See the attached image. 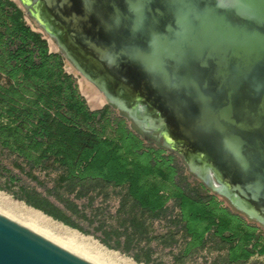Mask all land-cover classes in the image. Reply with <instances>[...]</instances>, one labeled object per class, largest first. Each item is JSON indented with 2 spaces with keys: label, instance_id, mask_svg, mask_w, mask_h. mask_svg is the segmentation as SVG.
Listing matches in <instances>:
<instances>
[{
  "label": "water",
  "instance_id": "obj_1",
  "mask_svg": "<svg viewBox=\"0 0 264 264\" xmlns=\"http://www.w3.org/2000/svg\"><path fill=\"white\" fill-rule=\"evenodd\" d=\"M19 2L145 139L264 226V0ZM0 264L96 263L0 212Z\"/></svg>",
  "mask_w": 264,
  "mask_h": 264
},
{
  "label": "trees",
  "instance_id": "obj_2",
  "mask_svg": "<svg viewBox=\"0 0 264 264\" xmlns=\"http://www.w3.org/2000/svg\"><path fill=\"white\" fill-rule=\"evenodd\" d=\"M66 61L14 0H0L1 189L83 233H100L106 246L139 263L166 264L155 257L154 242L179 248L173 264L203 253L216 254L213 264L264 257L263 225L225 205L197 177L193 183L183 160L146 140L127 114L111 104L91 109ZM4 157L45 193L19 184ZM99 198L105 205H96ZM164 220L167 231L156 233Z\"/></svg>",
  "mask_w": 264,
  "mask_h": 264
},
{
  "label": "rangeland",
  "instance_id": "obj_3",
  "mask_svg": "<svg viewBox=\"0 0 264 264\" xmlns=\"http://www.w3.org/2000/svg\"><path fill=\"white\" fill-rule=\"evenodd\" d=\"M18 5H21V3L19 2V0H14ZM26 20L28 22V24L36 31L38 32H42L44 34V36L49 40V36L45 33V31L39 26V24L26 13ZM50 45V42H49ZM50 50L52 52H60V49L58 48V46H54L51 47L50 45ZM71 67L69 62L66 61V71L73 74L78 82L79 88L81 93L83 94V96L87 99L86 95H85V87H84V91L81 88V83H80V78L81 75H79V73L77 72V70L75 68H73L72 70H69L68 68ZM96 88V87H95ZM97 90V89H96ZM98 91V90H97ZM105 97V96H104ZM106 99V98H105ZM88 101V99H87ZM88 104L90 106L91 109L96 110V109H100L103 108L105 105H108L109 103L107 102V100H105V102L101 105L98 104L96 106H92L89 101ZM118 112V111H117ZM11 157H4L2 160V163L4 166L9 167L12 169V174H15L18 177L19 180V184H25L29 187H37L40 191L45 193V188H42L40 186H38V184L34 181H31L29 178H27L24 174H22L21 172H19L17 169L12 168L11 165ZM181 165V163H180ZM188 174V173H187ZM190 177V180L193 183H198V179L195 178V176H191L190 174H188ZM0 185L1 186H5L6 185V176L3 175L2 173H0ZM48 186L51 187L52 186V182L48 183ZM3 199H7L10 203H12L13 205H21L23 207H25L26 209H29L31 211H40L43 214H45L43 211L38 210L30 205H28L26 202L17 199L12 193L3 190L0 188V212H10V209L8 208V206L6 205L5 201H3ZM54 199V198H53ZM221 200H224L225 198L221 197ZM81 206L87 205V200H79L77 201ZM102 199L99 198L96 202V205L98 206H103L105 204H102ZM224 204L227 206H230V203L225 199ZM118 208V201L117 200H113L111 202V211L113 213H115V211ZM3 211V212H2ZM87 212H90V209L87 208ZM5 214V213H3ZM9 214H11L12 219L22 223H26L25 217L22 216L19 213H15V212H10ZM7 215V214H5ZM49 220L50 223L55 227V230H53V232L55 233V235H60V236H75L77 238V241L79 243H83L85 246L84 249L86 251H88L90 254L92 255H97V254H103V258L105 260L106 264H145V263H139L137 262L134 257L132 255H127L125 253H123L120 250H116L113 248H110L108 246H106L98 236H100V233H97L96 235L93 234H86L83 233L82 231L75 229L69 225H66L65 223L58 221L56 219H54L53 217L45 214ZM8 216V215H7ZM75 218V217H74ZM80 224L81 226H84L85 228H90L88 222L84 221V220H80L75 218ZM167 224L168 222L164 221H157L155 223V230L156 233H164L167 231ZM24 225V224H23ZM153 248L155 249V257H158L159 259L163 260L166 264H173V254H176L177 252H179V248H164L161 245H158L156 242H154L152 244ZM205 253H203L202 255L191 259L188 264H213L212 261L215 257L216 254L211 255V256H206L205 257ZM248 264H264V257L262 256H255L252 258V260L248 263Z\"/></svg>",
  "mask_w": 264,
  "mask_h": 264
},
{
  "label": "bare ground",
  "instance_id": "obj_4",
  "mask_svg": "<svg viewBox=\"0 0 264 264\" xmlns=\"http://www.w3.org/2000/svg\"><path fill=\"white\" fill-rule=\"evenodd\" d=\"M49 42H50L51 47H53V48L55 45L58 46L51 37L49 38ZM69 64L71 67H69L68 69L72 70L74 68V66L70 62H69ZM80 83H81V88L83 89V91H84V87H85V89H86L85 95H86L89 103L92 106H96L98 104L102 105L105 102L106 99H105L104 95L102 94V92L94 84H92L90 81H88L82 75L80 78ZM3 201H5L6 205L10 209L11 213L17 212V213H19L25 217L26 223H22L25 226L29 227L30 229L34 230L35 232H37L43 236H45L46 238L52 240L53 242H56L57 244L67 248L68 250L73 251V252L79 254L80 256H83L84 258L92 261L93 263L106 264L105 260L103 258V254H101V253L97 254V255L90 254L88 251H86L84 249L83 246H85V245L83 243H79L75 236L55 235V233L53 232V230H55V227L50 223L49 218L45 214H43L42 212L31 211V210L26 209L25 207H23L21 205H18V206L13 205L7 199H3ZM3 213L7 214L8 216H11V214H9L7 212H3Z\"/></svg>",
  "mask_w": 264,
  "mask_h": 264
},
{
  "label": "flooded vegetation",
  "instance_id": "obj_5",
  "mask_svg": "<svg viewBox=\"0 0 264 264\" xmlns=\"http://www.w3.org/2000/svg\"><path fill=\"white\" fill-rule=\"evenodd\" d=\"M60 52H62V51H60ZM63 53V52H62ZM64 55V54H63ZM66 58V57H65ZM68 61V60H67ZM75 68V67H74ZM76 69V68H75ZM110 104V103H109ZM112 105V104H111ZM112 106H114V105H112ZM115 108H117L116 106H114ZM118 109V108H117ZM142 132V131H141ZM143 134V133H142ZM157 133H155L154 135H156ZM144 136V135H143ZM147 140V139H146ZM149 141H152V142H155V143H157V144H160L161 146H162V144L161 143H159V142H157V141H155V140H153V139H148ZM163 147V146H162ZM163 148H165V147H163ZM165 149H167V148H165ZM168 151H170L169 149H167ZM171 152V151H170ZM173 153V152H172ZM175 154V153H174ZM177 155V154H176ZM177 156H179V155H177ZM180 157V156H179ZM181 158V157H180ZM182 159V158H181ZM183 160V159H182ZM184 162V161H183ZM185 163V162H184ZM188 168V167H187Z\"/></svg>",
  "mask_w": 264,
  "mask_h": 264
}]
</instances>
